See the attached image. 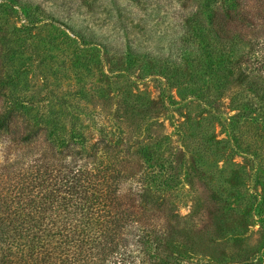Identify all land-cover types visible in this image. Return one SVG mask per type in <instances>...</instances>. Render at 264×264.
<instances>
[{"label":"trees","instance_id":"1","mask_svg":"<svg viewBox=\"0 0 264 264\" xmlns=\"http://www.w3.org/2000/svg\"><path fill=\"white\" fill-rule=\"evenodd\" d=\"M203 1L209 15L202 21L195 14L192 30L204 43L210 35L215 39L220 49L208 42L210 55L235 45V35L241 41L257 27L264 32V0ZM232 27L241 33H232ZM252 37L249 42L261 54L251 45L237 69L254 98H230V108L243 113L227 118V139L215 140L208 121L204 129L187 127L189 122L179 126L189 131L183 146L197 158L193 166L217 183L228 170L238 171L239 164L223 156L224 148L264 158V37ZM98 48L105 49L90 31L74 29L37 5L0 0V264H226L198 252L208 209L201 216L178 214L188 159L183 152L165 155L158 140L132 142L124 132H106L101 125L97 138L91 135L97 114L87 104L89 90L81 82L74 90L63 81L70 74L81 81L72 64L90 72ZM195 62L199 67L200 60ZM175 64L165 63L167 86L177 84L181 74ZM218 67L222 80V64ZM192 83V96L210 97L208 87ZM126 99L137 106L149 103L146 95L131 93ZM246 131L253 132L250 142ZM136 161L141 168L132 165ZM257 165L264 169V162ZM255 198L264 226V190Z\"/></svg>","mask_w":264,"mask_h":264},{"label":"rangeland","instance_id":"2","mask_svg":"<svg viewBox=\"0 0 264 264\" xmlns=\"http://www.w3.org/2000/svg\"><path fill=\"white\" fill-rule=\"evenodd\" d=\"M19 1L39 6L47 15L74 29L85 33L90 31L94 40L105 47L96 50L97 63L89 65L90 72L86 74L71 63L81 81H76L72 74L70 80L62 78L65 79L63 84L74 90L79 87V82L89 90V102L85 103L97 114L96 127L91 132L94 138H97L96 130L101 125L106 132H124L123 138L132 142L158 140L165 155L175 150L186 155L188 159L181 174L177 200L178 214L188 217L193 212L198 216L206 214L205 209L210 212V221L202 236L197 238L198 252L209 260L226 264H264V226L255 202V195L261 197L264 190V169L257 165L264 162V158L232 154L229 146L224 148L223 156L227 155L239 166L238 171L236 168L228 170L225 179L217 183L211 180L208 172H197L193 166V160L197 158L187 154L183 146V138L189 135V131L182 130V126L179 130L181 124L188 122L187 127L204 129L208 121L215 140L227 139V118L243 113L230 108V98L234 95L254 96L249 91L250 82L242 78L237 69L242 62L239 58L253 51V44L249 41L254 38L253 34L262 39V29L259 32L257 27L253 33L247 31L250 37H242L241 41L235 35L233 48L229 46L217 52L220 48L215 46L211 35L204 43L192 30L195 14L202 21L209 15L203 0ZM183 6L187 9L184 10ZM16 21L20 28L22 21ZM231 31L241 33L235 27ZM208 42L213 50L217 49L211 51L212 55L206 46ZM255 51L260 52L259 46ZM195 60H200L199 67ZM166 61L176 63L180 70L175 81L178 85L174 80L169 81L174 85H166L169 78L163 75ZM220 64L224 74L222 80L218 75ZM25 70L30 80L32 70L29 67ZM193 79L199 89H210V97L204 99L207 101L190 94L195 89ZM131 93L136 97L146 95L148 105L126 102ZM261 112L264 115V109ZM245 114L250 112L245 111ZM245 134H249V141L253 132L246 131ZM261 140L264 153V140ZM136 163L132 165L141 168L139 162ZM219 164L221 167L222 163ZM251 255L263 259L245 261Z\"/></svg>","mask_w":264,"mask_h":264}]
</instances>
